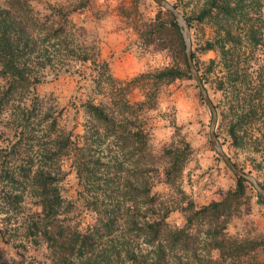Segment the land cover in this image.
Wrapping results in <instances>:
<instances>
[{
  "label": "trees",
  "instance_id": "obj_1",
  "mask_svg": "<svg viewBox=\"0 0 264 264\" xmlns=\"http://www.w3.org/2000/svg\"><path fill=\"white\" fill-rule=\"evenodd\" d=\"M89 1L50 5L40 15L30 0H0V214H6L0 244L7 247L0 245V264H188L182 260L189 257L198 264H264V238L235 240L225 231L252 186L236 177L222 199L198 206L182 187L189 143L176 138L157 150L152 145L161 88L191 78L174 16L162 8L167 22L135 25L147 43L168 48L173 62L124 79L113 75L97 38L84 35L75 19ZM243 2L209 0L199 18L218 9L228 35L233 22L244 24L246 52L258 60L246 77L226 60L227 74L216 85L222 98L213 104L229 144L261 156L264 25L253 14L260 1H248L255 6L250 11ZM183 14L190 29L191 17ZM191 55L198 70L193 49ZM47 70L84 81L81 133L61 125L63 109L53 94L38 91ZM134 89L141 92L136 101L129 97ZM255 161L264 189V158ZM26 199L34 211L25 210ZM174 211L183 214L182 226L172 222Z\"/></svg>",
  "mask_w": 264,
  "mask_h": 264
},
{
  "label": "rangeland",
  "instance_id": "obj_2",
  "mask_svg": "<svg viewBox=\"0 0 264 264\" xmlns=\"http://www.w3.org/2000/svg\"><path fill=\"white\" fill-rule=\"evenodd\" d=\"M73 0H30L35 11L40 15L48 12L50 5L66 4ZM177 3V9L191 17L193 26L189 29L193 42V51L199 73L204 77L203 83L213 103L222 98L221 90L216 89L218 79L224 78L227 69L224 62L230 60L233 63L232 70H240L244 74L254 66L258 57H252L246 49L248 44L242 37L244 24L237 20L233 22V32L226 34L224 19L213 8L211 13L199 18L203 8L208 6L209 0H167ZM243 11H250V0H245ZM261 3L259 13L254 10L255 16L261 15L264 25V0ZM184 15V14H183ZM256 19L258 17H255ZM76 21L80 22L81 32L97 38L100 45L101 58L109 63L113 75L119 78L129 79L139 73L153 69L163 68L173 62V57L168 48L158 42L147 43L146 36L140 35L135 29L136 23L167 22L169 17L162 7L153 0H90L88 5L75 14ZM262 25L260 21L255 20ZM264 45V26H263ZM225 42V43H223ZM224 44L227 54L223 58L220 44ZM211 44L212 47H209ZM248 70V71H247ZM48 74L38 91L41 94H53L63 109L61 125L67 130L79 134L82 132L84 116L80 102L85 99L84 81L76 74L66 71L52 72ZM85 72L89 69L85 68ZM191 78H182L163 86L159 95V106L154 110L152 145L157 150L170 144L176 138H182L191 146L192 157L182 175V187L188 198L195 204L205 205L211 201L222 199L226 192L235 187L236 176L224 164L220 156L214 150L210 141L211 112L201 98L199 88ZM245 76V74H244ZM246 77V76H245ZM129 97L132 101L141 98V92L134 89ZM217 117L216 134L224 151L244 170H251L260 183L263 177L254 169L256 159L264 158L251 150L237 151L229 144L228 137L222 126L218 127ZM178 134V136H177ZM264 142V128L262 130ZM221 143V144H222ZM264 148V143H263ZM164 189V186H159ZM72 190V188L70 189ZM253 187H247L244 195V203L238 215L226 224L225 231L230 239L249 238L250 240H262L264 238V204ZM25 210H35L33 202L26 199L23 203ZM6 214H0L1 223L6 219ZM172 222L177 226L184 224V216L178 211L171 212ZM1 219H3L1 221ZM3 248H7L0 244ZM32 256H38V251L28 246ZM43 252V251H39ZM252 252V251H251ZM249 252V253H251ZM204 255V254H200ZM205 256V255H204ZM198 264V259L189 257L182 263ZM205 263V262H201Z\"/></svg>",
  "mask_w": 264,
  "mask_h": 264
},
{
  "label": "water",
  "instance_id": "obj_3",
  "mask_svg": "<svg viewBox=\"0 0 264 264\" xmlns=\"http://www.w3.org/2000/svg\"><path fill=\"white\" fill-rule=\"evenodd\" d=\"M153 1L158 6L170 11L174 16V19L179 27L185 46V56L190 70V74L192 75L197 87L199 88V93L201 97L203 98L204 102L206 103V105L208 106L211 112L210 141L214 147V150L220 156L224 164L236 177H241L245 179L256 190L257 194L261 197L262 202L264 204V189L261 186L260 182L258 181L257 177L254 176L252 173L245 171L242 168L236 166L234 162L226 154L220 141L217 138L216 130H215L217 124V111L212 100L208 95L207 89L204 86L201 76L194 64V61L192 60L190 33L184 15L172 3H170L167 0H153Z\"/></svg>",
  "mask_w": 264,
  "mask_h": 264
}]
</instances>
